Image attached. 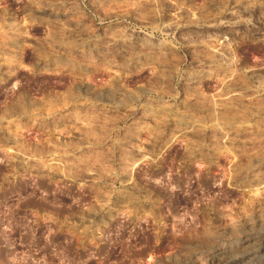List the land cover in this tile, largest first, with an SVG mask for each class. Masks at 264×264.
Instances as JSON below:
<instances>
[{
  "label": "rangeland",
  "instance_id": "1",
  "mask_svg": "<svg viewBox=\"0 0 264 264\" xmlns=\"http://www.w3.org/2000/svg\"><path fill=\"white\" fill-rule=\"evenodd\" d=\"M0 264H264V0H0Z\"/></svg>",
  "mask_w": 264,
  "mask_h": 264
}]
</instances>
